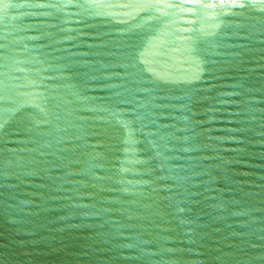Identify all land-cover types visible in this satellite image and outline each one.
<instances>
[{
	"label": "water",
	"instance_id": "obj_1",
	"mask_svg": "<svg viewBox=\"0 0 264 264\" xmlns=\"http://www.w3.org/2000/svg\"><path fill=\"white\" fill-rule=\"evenodd\" d=\"M0 264H264V0H0Z\"/></svg>",
	"mask_w": 264,
	"mask_h": 264
}]
</instances>
